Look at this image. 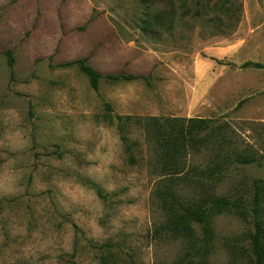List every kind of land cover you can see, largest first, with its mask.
I'll list each match as a JSON object with an SVG mask.
<instances>
[{
  "label": "rangeland",
  "instance_id": "obj_1",
  "mask_svg": "<svg viewBox=\"0 0 264 264\" xmlns=\"http://www.w3.org/2000/svg\"><path fill=\"white\" fill-rule=\"evenodd\" d=\"M208 46L232 52L202 106L194 70ZM82 58L137 78L95 90L62 66ZM246 62L264 64V0H0V264H180L186 243L162 228L168 186L250 208L264 179V69ZM151 117L207 124L169 164ZM217 153L232 160L206 175ZM172 165L183 172L167 185ZM212 222L209 264L250 263L253 223L225 211Z\"/></svg>",
  "mask_w": 264,
  "mask_h": 264
},
{
  "label": "trees",
  "instance_id": "obj_2",
  "mask_svg": "<svg viewBox=\"0 0 264 264\" xmlns=\"http://www.w3.org/2000/svg\"><path fill=\"white\" fill-rule=\"evenodd\" d=\"M10 54V52H7ZM9 63L13 66V59L10 58ZM78 65L80 69L88 75L91 86L97 90L101 79L106 78L111 81L133 80L135 75H102L94 67L89 65L85 58L74 60L62 64V66ZM246 67H254L264 69V64L258 62H246ZM123 118V117H120ZM127 120L133 117L126 116ZM179 118L165 119L169 128L165 129L160 123L159 117H151L146 126L151 127L153 137H156L159 149L162 150L161 156L167 163H176L180 157L187 155L189 146H194L196 141L202 140L199 133L206 126L205 119H189ZM193 143V144H192ZM221 147V143H219ZM217 162L206 172V175L218 176L224 170L223 165H229L231 162L230 154L217 153ZM234 160L242 163H251L253 160L249 157L238 156ZM169 166V165H165ZM172 172L165 173L168 182L172 185L180 178L183 172V165H172ZM202 187L207 186L204 182ZM158 197L161 207L166 213V221L163 229L167 230L174 238L183 240L186 243V251L181 257L180 264H209L208 256L213 249L214 231L212 227V218L221 212H234L242 219L250 220L254 225V231L250 233V251L251 262L248 264H264V179L254 182V193L252 197L251 207H246L243 203L232 201L226 196H215L212 193L197 201H182L171 186L159 189ZM194 257H198L195 259ZM105 262V261H104Z\"/></svg>",
  "mask_w": 264,
  "mask_h": 264
},
{
  "label": "crops",
  "instance_id": "obj_3",
  "mask_svg": "<svg viewBox=\"0 0 264 264\" xmlns=\"http://www.w3.org/2000/svg\"><path fill=\"white\" fill-rule=\"evenodd\" d=\"M232 49L228 47H214L208 46L204 49V57L200 59L198 66H196L194 73L198 84L194 87L193 101L194 104L204 106L209 102V98L213 91L211 82L215 71L216 59L225 58ZM209 104V103H208Z\"/></svg>",
  "mask_w": 264,
  "mask_h": 264
}]
</instances>
